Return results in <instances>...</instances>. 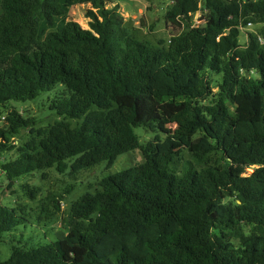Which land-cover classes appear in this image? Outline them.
<instances>
[{"label":"trees","instance_id":"trees-1","mask_svg":"<svg viewBox=\"0 0 264 264\" xmlns=\"http://www.w3.org/2000/svg\"><path fill=\"white\" fill-rule=\"evenodd\" d=\"M111 3L0 0L8 188L40 169L77 173L136 149L144 157L73 201L61 238L14 245L0 264H264V42L239 41L240 26L264 22V0H171L165 19L179 41L169 50L136 41L132 51ZM78 4L87 26L71 17ZM58 84L69 93L53 102L62 116L53 125L7 107ZM138 126L165 137L142 143ZM24 188L39 197V187ZM49 197L34 208L0 202V234L26 223L29 208L52 223L60 199Z\"/></svg>","mask_w":264,"mask_h":264},{"label":"rangeland","instance_id":"rangeland-1","mask_svg":"<svg viewBox=\"0 0 264 264\" xmlns=\"http://www.w3.org/2000/svg\"><path fill=\"white\" fill-rule=\"evenodd\" d=\"M115 4L120 5L121 12L125 16L122 28L126 33L123 42L126 50L132 51L136 41L149 47H161L164 50L171 49L179 41L180 37L177 29L167 25L165 19L171 0H113L111 5ZM229 12L231 14L239 13L240 6L231 3ZM71 17L83 26H87L86 6L83 4L73 6ZM194 19L197 23H200L204 19L203 13L194 14ZM240 29L242 31L239 38L241 44L244 45L248 41L250 34L262 37L264 42V22L249 23L246 26H240ZM68 93L69 90L63 84H58L50 90L42 91L35 99L12 100L7 104V107L16 108L25 117L34 118L36 127H46L62 119L56 109L52 108V104L58 96ZM0 112L4 113L2 107H0ZM80 122L79 119H73L72 125L76 126ZM173 128L174 125L171 123L163 126L164 132H170ZM135 131L142 143L152 141L158 135L161 138L165 137L161 130H152L144 126L136 127ZM25 133L27 132L23 131V134ZM15 152L16 149L4 156L7 158L16 156ZM185 157L188 158L189 155L186 153ZM143 161L142 152L136 149L119 155L112 164H109L108 161H102L77 173H73L70 167L63 173L58 172L55 167L36 170L19 178L12 188H8L5 179L0 176V202L10 207L17 205V202L25 203L27 199L30 207L33 208L40 203L41 199H45L47 196L60 199L58 202L60 203V210L51 207L54 211L52 223L39 220L37 214L29 208L26 223L0 234V262L11 256L14 245L31 248L51 240L49 238H61L66 232L68 214L73 201L84 193L98 188L103 177ZM25 185L39 187V197L33 199L27 196L28 193L25 197L23 195L26 192ZM30 214L32 215L30 216Z\"/></svg>","mask_w":264,"mask_h":264}]
</instances>
